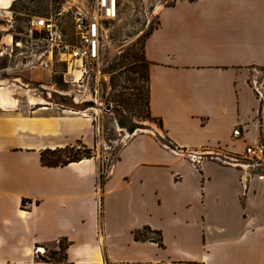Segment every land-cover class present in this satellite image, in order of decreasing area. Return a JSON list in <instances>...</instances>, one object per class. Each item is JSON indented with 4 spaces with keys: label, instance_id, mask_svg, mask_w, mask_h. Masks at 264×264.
Masks as SVG:
<instances>
[{
    "label": "crops",
    "instance_id": "1",
    "mask_svg": "<svg viewBox=\"0 0 264 264\" xmlns=\"http://www.w3.org/2000/svg\"><path fill=\"white\" fill-rule=\"evenodd\" d=\"M158 21L143 50L158 123L104 170L85 115L0 108V264H52L35 251L61 241L64 264H264V167L245 189L215 157L259 138L248 71L264 68V0H181ZM166 143L206 153L194 163ZM79 144L93 157L42 165L43 151Z\"/></svg>",
    "mask_w": 264,
    "mask_h": 264
},
{
    "label": "rangeland",
    "instance_id": "2",
    "mask_svg": "<svg viewBox=\"0 0 264 264\" xmlns=\"http://www.w3.org/2000/svg\"><path fill=\"white\" fill-rule=\"evenodd\" d=\"M178 1L181 0H116V14L104 24L100 59L89 66L88 75L78 81L65 62L69 61L70 49L64 50L66 54L55 50L51 71L39 66H25V61L33 58V51L46 47L34 42L36 36L30 40V22L33 18L52 19L66 44L76 45L75 12L78 8H91L94 0L13 2L9 8L13 23L8 25L0 20V87L8 88L16 100L11 109L30 111L48 107L85 115L92 120L101 141L100 158L104 170L116 160L121 147L130 139L131 136L125 134L127 129L136 126L154 131L158 123L148 112V75L143 50L150 33L158 26V12ZM19 41L26 47L17 46ZM248 82L259 100L258 141L264 144V68L249 70ZM32 98L41 99L43 103L32 105ZM80 146L73 154L87 155L83 149L78 150ZM88 152L93 156L92 150ZM43 249L38 253L40 256L35 251L38 259L53 257L56 264L65 263L61 242Z\"/></svg>",
    "mask_w": 264,
    "mask_h": 264
},
{
    "label": "built area",
    "instance_id": "3",
    "mask_svg": "<svg viewBox=\"0 0 264 264\" xmlns=\"http://www.w3.org/2000/svg\"><path fill=\"white\" fill-rule=\"evenodd\" d=\"M116 14V0H94L91 8H78L74 15V31L78 42L76 45H67L62 32L55 22L49 18H33L30 22V40L36 36L35 43L45 44L37 51H33L32 59L25 61V66H39L43 69L52 70L53 54L56 49L62 54L64 50L69 51V61H65L68 70L73 72L75 80L82 79L88 75L89 66L100 59L105 34L104 24L111 20ZM0 20L10 25L13 23V13L9 9H0ZM17 46L26 47L21 41L16 42ZM28 58V57H27ZM77 65V67H76ZM77 78V79H76ZM97 137L98 134H96ZM242 135L239 129L234 130L233 138L238 139ZM166 148L177 154H187L189 159L198 163L203 153L186 152L170 143L165 144ZM212 156V155H211ZM223 164L237 166L241 170V181L243 187L255 175L257 170L264 167V144L257 141L255 144L247 145L242 155L215 156ZM42 252L41 248L36 249V254Z\"/></svg>",
    "mask_w": 264,
    "mask_h": 264
},
{
    "label": "trees",
    "instance_id": "4",
    "mask_svg": "<svg viewBox=\"0 0 264 264\" xmlns=\"http://www.w3.org/2000/svg\"><path fill=\"white\" fill-rule=\"evenodd\" d=\"M18 1V0H16ZM15 2V1H14ZM145 61V58H144ZM146 63V61H145ZM148 69V66H147ZM148 75V73H147ZM148 78V77H147ZM148 103V101H147ZM150 115V114H149ZM151 117V116H150ZM153 121L155 120L154 118H151ZM83 149V151H86L88 154L86 155H78L77 153L73 154V151L76 149V147H66V148H60V149H55V150H45L41 153V162L43 166L46 167H64L69 165L70 163H75V162H79L85 158H91L93 157L92 155H90V153L88 152V150L90 151V149H87L85 146H80L78 148V150ZM104 175L101 174L100 176V183L101 185L104 184ZM27 201L23 200V207L26 205ZM159 235V234H158ZM136 238L140 239V234H136ZM67 243H64L61 241V249L64 253V260L66 259V254L65 251L67 249ZM43 261L46 262H50L52 264H56L54 261L53 257H42Z\"/></svg>",
    "mask_w": 264,
    "mask_h": 264
},
{
    "label": "bare ground",
    "instance_id": "5",
    "mask_svg": "<svg viewBox=\"0 0 264 264\" xmlns=\"http://www.w3.org/2000/svg\"><path fill=\"white\" fill-rule=\"evenodd\" d=\"M4 9H8V8H4ZM30 103L33 105V104L43 103V101L41 99H33L32 98L30 100ZM15 105H16V100L11 97L10 90L8 88H5V87H0V108L5 109V110H9L11 108H14ZM43 108H45V107H43ZM120 131H122V130L120 129ZM127 131L128 132H125V134L131 136L129 129H127ZM139 132L140 133L141 132H148V130L141 129L140 127L139 128L136 127L135 130L133 131L132 135L139 133Z\"/></svg>",
    "mask_w": 264,
    "mask_h": 264
},
{
    "label": "water",
    "instance_id": "6",
    "mask_svg": "<svg viewBox=\"0 0 264 264\" xmlns=\"http://www.w3.org/2000/svg\"><path fill=\"white\" fill-rule=\"evenodd\" d=\"M120 125H121L122 127H125V123H123L122 121H120ZM135 128H136V126H135V127H131V128H129V131H130V133H131V136H132V133H133V131L135 130Z\"/></svg>",
    "mask_w": 264,
    "mask_h": 264
}]
</instances>
